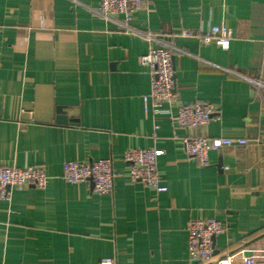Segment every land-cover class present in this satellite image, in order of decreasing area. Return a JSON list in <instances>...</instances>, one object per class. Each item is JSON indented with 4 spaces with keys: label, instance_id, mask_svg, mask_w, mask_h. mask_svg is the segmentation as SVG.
Masks as SVG:
<instances>
[{
    "label": "crops",
    "instance_id": "1",
    "mask_svg": "<svg viewBox=\"0 0 264 264\" xmlns=\"http://www.w3.org/2000/svg\"><path fill=\"white\" fill-rule=\"evenodd\" d=\"M99 3L0 0V164L45 165L49 175L46 188L0 201V264H195L193 218L223 223L215 253L230 264L264 260V87L253 82H264V0H144L130 20L104 18ZM124 24L173 49L179 99L219 107L204 128L145 108L149 41ZM211 25L231 29L228 50L201 41ZM189 134L248 143L211 151L203 166L175 138ZM131 147L161 151L166 191L130 180ZM105 158L112 193L60 177L65 161Z\"/></svg>",
    "mask_w": 264,
    "mask_h": 264
},
{
    "label": "built area",
    "instance_id": "2",
    "mask_svg": "<svg viewBox=\"0 0 264 264\" xmlns=\"http://www.w3.org/2000/svg\"><path fill=\"white\" fill-rule=\"evenodd\" d=\"M144 0H100L96 12L108 20L124 15L130 20L143 5ZM127 30L143 35L149 41L148 51L141 56V63L149 68L150 91L143 95L145 108L153 112L170 115L174 126L178 128L202 129L210 119L219 113V107L207 101L184 102L179 99L176 86L175 66L172 48L156 46L152 33L140 31L130 25H123ZM184 34H190L184 30ZM201 41L210 44L216 41L223 50H228L233 39V33L225 25H211L201 34ZM229 72L234 73L231 70ZM264 87V82L253 80ZM158 128V125H155ZM179 138L185 152L195 158L200 165L210 164V152L222 147H244L248 143L246 137L221 135L208 137L205 134H189L175 136ZM161 151L156 147H131L124 153V160L130 164L129 178L133 182H141L146 187L158 192L167 190L161 182L158 171V158ZM117 173L112 158L94 161L69 160L62 165L60 177L68 182L91 181L97 193H112ZM49 175L45 165L0 164V201L10 202L15 189L34 186L39 189L47 187ZM225 231V226L216 218H193L187 225L188 256L195 264H230L231 256L215 253V238ZM26 264V263H23ZM99 264H115L112 257H105ZM256 264H264V260Z\"/></svg>",
    "mask_w": 264,
    "mask_h": 264
}]
</instances>
